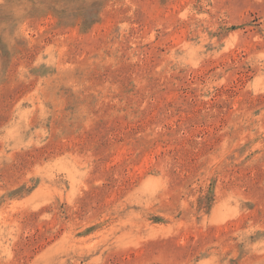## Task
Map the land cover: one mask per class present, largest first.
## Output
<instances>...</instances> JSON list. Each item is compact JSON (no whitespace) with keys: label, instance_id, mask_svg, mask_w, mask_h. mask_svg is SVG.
Wrapping results in <instances>:
<instances>
[{"label":"rangeland","instance_id":"obj_1","mask_svg":"<svg viewBox=\"0 0 264 264\" xmlns=\"http://www.w3.org/2000/svg\"><path fill=\"white\" fill-rule=\"evenodd\" d=\"M0 264H264V0H0Z\"/></svg>","mask_w":264,"mask_h":264}]
</instances>
